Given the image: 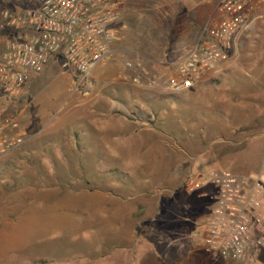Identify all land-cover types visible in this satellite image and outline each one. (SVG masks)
Here are the masks:
<instances>
[{"label": "rangeland", "instance_id": "374dc122", "mask_svg": "<svg viewBox=\"0 0 264 264\" xmlns=\"http://www.w3.org/2000/svg\"><path fill=\"white\" fill-rule=\"evenodd\" d=\"M43 1L0 0V15ZM123 1V33L89 81L58 62L22 96L0 92V122L27 132L0 158V264H245L196 238L211 203L184 181L203 167L264 178V5L246 14L230 59L177 93L168 78L196 34L167 48L178 35L153 22L169 23L168 8L143 15L137 0ZM221 1L203 5L204 30L220 18ZM137 58L143 68L127 67ZM138 74L144 84L133 81ZM239 126L248 130L233 134Z\"/></svg>", "mask_w": 264, "mask_h": 264}, {"label": "built area", "instance_id": "2783aa9c", "mask_svg": "<svg viewBox=\"0 0 264 264\" xmlns=\"http://www.w3.org/2000/svg\"><path fill=\"white\" fill-rule=\"evenodd\" d=\"M260 5L264 0H222L220 18L180 57L177 73L168 78L169 88L186 91L227 62L246 14ZM124 18L123 0H44L22 13L4 10L0 28L11 33L0 35V92L9 98L22 96L31 80L56 59L63 70L89 81L120 40ZM136 61L127 67L143 68L144 61ZM133 81L144 84L139 74ZM26 139V130L16 120L0 122V158ZM184 187L211 203L196 238L222 258L258 264L264 250V178L228 168H196L187 174Z\"/></svg>", "mask_w": 264, "mask_h": 264}, {"label": "crops", "instance_id": "0c3cea01", "mask_svg": "<svg viewBox=\"0 0 264 264\" xmlns=\"http://www.w3.org/2000/svg\"><path fill=\"white\" fill-rule=\"evenodd\" d=\"M208 0H137L138 12L143 11V15L148 14V9L158 11L157 16L164 17V10H169L167 16H171L169 23L165 22L162 18L154 20V24L158 27L157 31L161 33L176 34L178 35L175 39L168 38L169 42L166 44L167 48H171L173 44L176 47L186 46V41H190L186 38V34H196L194 35L197 40L200 38L205 26H207L208 13L203 12V5H206ZM162 11V14L159 13ZM164 14V15H163ZM126 15V10H125ZM166 16V15H165ZM125 27V26H124ZM123 33V30L121 34ZM181 34H184L180 36ZM193 42V39L191 40ZM190 41V42H191ZM171 44V45H170ZM165 46V45H164ZM59 60H53L45 69L44 72L49 71ZM43 72V73H44ZM207 168V167H205ZM215 168V167H212ZM226 167L218 168L223 169ZM235 172V171H234ZM238 174V173H237ZM242 175V174H239Z\"/></svg>", "mask_w": 264, "mask_h": 264}, {"label": "trees", "instance_id": "16d2710c", "mask_svg": "<svg viewBox=\"0 0 264 264\" xmlns=\"http://www.w3.org/2000/svg\"><path fill=\"white\" fill-rule=\"evenodd\" d=\"M13 12V11H12ZM13 13H16V12H13ZM1 15H2V13H1ZM1 15H0V18H1ZM211 114L212 115H214L215 114V116H217V117H219L220 118V120H222V119H224V117H223V115H221V114H217V111L216 110H213V111H211ZM216 117V118H217ZM219 120V119H218ZM219 120V121H220ZM221 128V127H220ZM214 129H215V127H214ZM220 129L219 128H216V131H219ZM248 130V127H244V126H239V129H233V134H235V135H239L242 131H247ZM260 133H255L252 137H254V136H257V135H259ZM248 137V136H247ZM243 138H246V136H244V137H242V139ZM203 168H205V167H203ZM115 171H117L118 173V175H119V180L120 181H122L123 183H126L127 182V185H129V183H130V180H129V175L127 174V173H125V172H123V171H121L119 168H115V170H114V173H116ZM117 176V175H116ZM118 177V176H117ZM117 195V194H116Z\"/></svg>", "mask_w": 264, "mask_h": 264}]
</instances>
